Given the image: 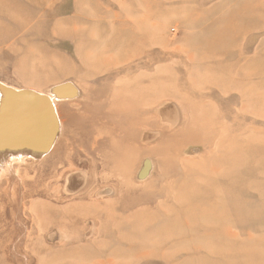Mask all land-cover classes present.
<instances>
[{"label":"rangeland","instance_id":"rangeland-1","mask_svg":"<svg viewBox=\"0 0 264 264\" xmlns=\"http://www.w3.org/2000/svg\"><path fill=\"white\" fill-rule=\"evenodd\" d=\"M0 81L79 90L0 166V264H264V0H0Z\"/></svg>","mask_w":264,"mask_h":264},{"label":"water","instance_id":"water-1","mask_svg":"<svg viewBox=\"0 0 264 264\" xmlns=\"http://www.w3.org/2000/svg\"><path fill=\"white\" fill-rule=\"evenodd\" d=\"M78 96L71 82L56 85L46 94L0 81V166L7 158L39 159L49 153L61 128L54 100Z\"/></svg>","mask_w":264,"mask_h":264},{"label":"bare ground","instance_id":"bare-ground-1","mask_svg":"<svg viewBox=\"0 0 264 264\" xmlns=\"http://www.w3.org/2000/svg\"><path fill=\"white\" fill-rule=\"evenodd\" d=\"M134 35H135V33H133ZM106 47V46H105ZM136 87V86H135ZM137 90V89H136ZM100 92H102L101 91V89H97V90H95V94H97V95H99V94H101ZM132 95V94H131ZM152 96V95H151ZM133 103V102H132ZM130 104V103H129ZM136 104H137V102H136ZM138 106V105H137ZM129 107H130V105H129ZM133 112V111H132ZM143 114V113H142ZM135 115V114H134ZM131 117V116H130ZM135 116H133V118H134ZM134 121V120H133ZM136 122V121H135ZM142 122V121H141ZM148 122V121H147ZM143 123V122H142ZM150 124H151V122H150ZM151 127V126H150ZM101 137V136H100ZM121 138V137H120ZM177 141V140H176ZM169 142V141H168ZM124 143V142H123ZM172 143V142H171ZM169 144V143H168ZM160 146V145H159ZM129 147V146H128ZM166 147H168V146H166ZM157 148H155V150H156ZM154 150V151H155ZM169 150V149H168ZM158 152V151H157ZM106 154V153H105ZM121 154V153H120ZM129 154V153H128ZM108 155V154H107ZM115 155V154H114ZM165 156V155H164ZM168 156V155H167ZM173 156V155H172ZM113 157H111V159H112ZM122 158H124L123 156H122ZM240 158V157H239ZM239 160V159H238ZM164 161V160H163ZM113 162V161H112ZM175 163V162H174ZM182 163V162H181ZM184 163H186V162H184ZM188 164V163H187ZM227 165V164H226ZM238 165V164H237ZM109 166V165H108ZM113 166V165H112ZM186 166V165H185ZM188 166V165H187ZM206 166V165H205ZM219 166H220V164H219ZM221 167V166H220ZM239 167V166H238ZM228 168H230V166H228ZM211 169V168H210ZM222 169V168H221ZM234 169H236V168H234ZM230 170H231V168H230ZM235 171V170H234ZM213 173H215L214 171H212ZM231 172V171H230ZM233 172V171H232ZM236 172V171H235ZM118 174V173H117ZM232 174H235V173H232ZM103 175V174H102ZM107 176V175H106ZM230 176V175H229ZM186 177V176H185ZM194 177V176H193ZM203 177V176H202ZM208 177V176H207ZM232 177V176H231ZM190 178H191V176H190ZM211 178V177H210ZM214 178V177H213ZM213 178H211L212 180H214ZM184 179V178H183ZM188 179H189V177H188ZM216 179L217 180H219L217 177H216ZM187 181V180H186ZM190 182H191V179L189 180ZM221 183H223L224 185H226L227 183H229L230 181H231V178H229L228 180L227 179H221V180H219ZM184 181H182V183H183ZM190 182H188V183H190ZM204 182H206V181H204ZM188 183H185L186 185H188ZM212 183V182H211ZM208 184H210V183H208ZM190 186H191V184H189ZM194 185V183H192V186ZM212 185V184H211ZM219 185H220V183H219ZM191 186V187H192ZM195 186H196V183H195ZM195 186H194V189H195ZM188 187V186H187ZM211 187V186H210ZM216 187H217V185H216ZM189 188V187H188ZM193 188V187H192ZM214 188V187H213ZM160 189V188H159ZM197 189H199V191L201 192V191H208L207 189H208V186L206 185V184H201L200 185V188H197ZM201 189V190H200ZM162 190V189H161ZM190 190H191V188H190ZM189 190V191H190ZM214 190H215V188H214ZM187 192V191H186ZM188 195V194H187ZM189 195H191V193L189 194ZM169 195H167V197H168ZM186 197H188V196H186ZM192 198H194V197H192ZM191 198V199H192ZM179 199L181 200V201H187L186 199L184 200L183 198L181 199V197L179 196ZM190 199V200H191ZM190 200H189V203H190ZM187 204L188 205V207L189 206H191V204ZM210 210V209H209ZM208 210V211H209ZM156 213V212H155ZM154 213V214H155ZM207 213V212H206ZM152 214V213H151ZM157 214V213H156ZM212 214V213H211ZM153 215V214H152ZM151 215V216H152ZM208 215H210V214H208ZM158 217H160V215H158ZM155 218H156V216H155ZM169 220V219H168ZM171 220V219H170ZM172 221H177L176 223H178V220H172ZM173 222H171V224H172ZM173 224H175V223H173ZM177 225V224H176ZM176 225H174V227L176 226ZM174 230H178V232L180 233V232H183L182 231V226H179V227H177L176 229H174ZM173 230V231H174Z\"/></svg>","mask_w":264,"mask_h":264}]
</instances>
